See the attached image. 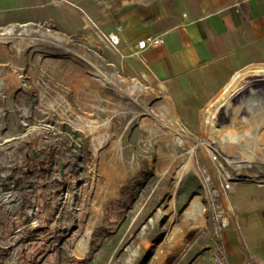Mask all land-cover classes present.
Here are the masks:
<instances>
[{
	"label": "rangeland",
	"instance_id": "rangeland-1",
	"mask_svg": "<svg viewBox=\"0 0 264 264\" xmlns=\"http://www.w3.org/2000/svg\"><path fill=\"white\" fill-rule=\"evenodd\" d=\"M52 34L0 26V264L263 259L264 153L238 152L264 74L169 117L160 89L108 69L102 33Z\"/></svg>",
	"mask_w": 264,
	"mask_h": 264
},
{
	"label": "crops",
	"instance_id": "crops-1",
	"mask_svg": "<svg viewBox=\"0 0 264 264\" xmlns=\"http://www.w3.org/2000/svg\"><path fill=\"white\" fill-rule=\"evenodd\" d=\"M38 23L66 40L84 37L86 28L102 33L108 69L138 72L160 89L172 104L169 117H188L184 104L193 93L201 104L223 105L248 76L264 74V0H0V26ZM150 38L162 45L139 50ZM248 111L250 118L264 114Z\"/></svg>",
	"mask_w": 264,
	"mask_h": 264
},
{
	"label": "bare ground",
	"instance_id": "bare-ground-1",
	"mask_svg": "<svg viewBox=\"0 0 264 264\" xmlns=\"http://www.w3.org/2000/svg\"><path fill=\"white\" fill-rule=\"evenodd\" d=\"M135 85L137 86L136 83ZM247 133H250L251 135H246L240 138L241 142H239V144L242 145V148L238 152L240 156L243 155L245 157L244 161L246 162H248V160L250 161L249 154L251 153V151L249 149L254 150V155L256 156V158H260L259 155L264 153V145H262L264 143V121L256 122L242 132V134ZM232 176L234 177V175ZM232 188L233 187H231V189Z\"/></svg>",
	"mask_w": 264,
	"mask_h": 264
},
{
	"label": "built area",
	"instance_id": "built-area-1",
	"mask_svg": "<svg viewBox=\"0 0 264 264\" xmlns=\"http://www.w3.org/2000/svg\"><path fill=\"white\" fill-rule=\"evenodd\" d=\"M162 45V41L160 38H150L145 39L139 42L138 48L139 50H146L149 48H157Z\"/></svg>",
	"mask_w": 264,
	"mask_h": 264
}]
</instances>
